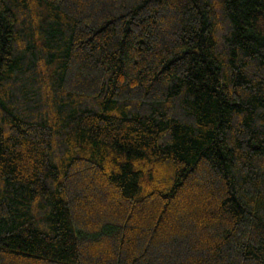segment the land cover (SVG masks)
Segmentation results:
<instances>
[{
  "label": "trees",
  "instance_id": "16d2710c",
  "mask_svg": "<svg viewBox=\"0 0 264 264\" xmlns=\"http://www.w3.org/2000/svg\"><path fill=\"white\" fill-rule=\"evenodd\" d=\"M0 264H264V0H0Z\"/></svg>",
  "mask_w": 264,
  "mask_h": 264
}]
</instances>
